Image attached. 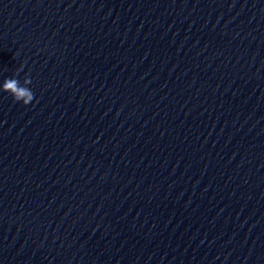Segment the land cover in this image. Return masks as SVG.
<instances>
[{
  "label": "clouds",
  "instance_id": "clouds-1",
  "mask_svg": "<svg viewBox=\"0 0 264 264\" xmlns=\"http://www.w3.org/2000/svg\"><path fill=\"white\" fill-rule=\"evenodd\" d=\"M23 65L21 66V68ZM18 69L17 71H19ZM31 84L30 78H25L23 84L16 78H7L3 81L2 91L10 94L16 102H22L29 105L34 100V93L28 87Z\"/></svg>",
  "mask_w": 264,
  "mask_h": 264
}]
</instances>
